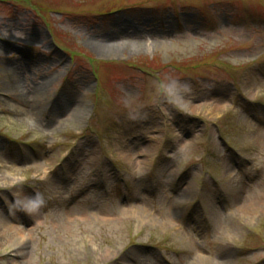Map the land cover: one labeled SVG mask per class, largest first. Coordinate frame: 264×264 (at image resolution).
Wrapping results in <instances>:
<instances>
[{"label":"rangeland","instance_id":"obj_1","mask_svg":"<svg viewBox=\"0 0 264 264\" xmlns=\"http://www.w3.org/2000/svg\"><path fill=\"white\" fill-rule=\"evenodd\" d=\"M0 264H264V0H0Z\"/></svg>","mask_w":264,"mask_h":264},{"label":"bare ground","instance_id":"obj_2","mask_svg":"<svg viewBox=\"0 0 264 264\" xmlns=\"http://www.w3.org/2000/svg\"><path fill=\"white\" fill-rule=\"evenodd\" d=\"M11 48H13V47H11L10 45H5V44H2L1 45V50L2 51H6V50H9V49H11ZM12 86H14V88H15V86H16V84H14V85H12ZM11 86V87H12ZM224 96L223 97H227V95H225V94H223ZM215 105H218V104H215ZM82 110H83V108L82 107H80V108H78V109H76L74 112H73V116L74 117H77V116H79L80 114H81V112H82ZM261 204H262V201H259V202H257V208H260V206H261ZM85 212V214H87V217L89 216V214H90V212H87V211H84ZM29 213V212H28ZM6 214H7V211H6ZM31 214H34V212H31ZM23 219H24V217H22ZM5 226V225H4ZM8 229V234H6V231L5 232H3V234H6V236L11 240V242L12 241H14V239H18V237H17V227H13V226H11V227H9V228H7ZM9 232H11L12 234H11V236L9 235ZM6 237V238H7ZM20 244V243H19ZM19 244H16V246L17 245H19Z\"/></svg>","mask_w":264,"mask_h":264},{"label":"clouds","instance_id":"obj_3","mask_svg":"<svg viewBox=\"0 0 264 264\" xmlns=\"http://www.w3.org/2000/svg\"><path fill=\"white\" fill-rule=\"evenodd\" d=\"M44 203H45V201L38 194L35 198L31 199L29 201V204L25 205L22 210H25V211L31 213V212L38 210L40 207H42L44 205Z\"/></svg>","mask_w":264,"mask_h":264}]
</instances>
